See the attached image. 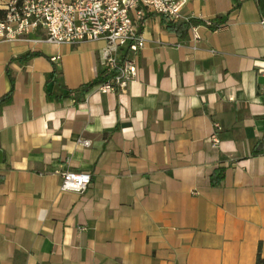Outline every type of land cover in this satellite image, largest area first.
<instances>
[{
    "label": "crops",
    "instance_id": "obj_1",
    "mask_svg": "<svg viewBox=\"0 0 264 264\" xmlns=\"http://www.w3.org/2000/svg\"><path fill=\"white\" fill-rule=\"evenodd\" d=\"M232 5L181 0L195 43L147 12L136 79L80 102L102 40L0 38V96L14 77L0 109V264H264V16L242 0L203 24ZM67 168L91 174L84 192L60 189Z\"/></svg>",
    "mask_w": 264,
    "mask_h": 264
},
{
    "label": "built area",
    "instance_id": "obj_2",
    "mask_svg": "<svg viewBox=\"0 0 264 264\" xmlns=\"http://www.w3.org/2000/svg\"><path fill=\"white\" fill-rule=\"evenodd\" d=\"M180 6L181 0H3L0 38L12 41L42 30L41 40L52 44L102 40L100 65L105 80L95 89L125 92L137 77L134 54L146 43L142 32L146 13L188 20L182 18ZM203 24L210 28L213 21L205 19ZM188 33L190 42L200 39L196 23L190 25ZM256 66L258 73H264V61H256ZM260 92L264 93V86ZM78 144L87 147L90 141L80 138ZM55 172L61 178L62 191L82 193L91 183L89 172L68 168Z\"/></svg>",
    "mask_w": 264,
    "mask_h": 264
},
{
    "label": "trees",
    "instance_id": "obj_3",
    "mask_svg": "<svg viewBox=\"0 0 264 264\" xmlns=\"http://www.w3.org/2000/svg\"><path fill=\"white\" fill-rule=\"evenodd\" d=\"M242 0H233V5L231 10H229L226 14L221 15V16H217L214 20H213V24L210 27L211 29H215L218 26H220L221 24L225 23V21L227 20L229 14L238 9L241 5ZM256 5H257V9L259 11V13L264 16V0H255ZM161 18V23L164 25L165 29L168 30L169 32H172L174 34H176L177 36L181 37V38H186L187 34H188V30L189 27L192 23L197 22V20L195 19H188V20H183V19H179V20H171L168 19L166 16L164 15H160ZM39 55L38 52H28L22 56H19L17 59L18 60H28L33 56ZM55 70H53V72H51V74L49 75V78H53L55 75ZM7 75H8V80H9V84L10 87L8 89V91L3 94L2 96H0V109L8 104L11 103L12 101V93H13V84H14V77L13 75L7 71ZM105 80V77L103 76V71L102 69L99 71V74L92 79L89 82L83 83L81 85H79L76 89L73 90L72 92V97L75 100V102H80L84 99L85 95L91 90L93 89L96 85L102 83ZM262 145H264V143H262V141H259L257 143V145L254 147L253 153H258L259 151H261L262 149ZM225 167L224 166H218L217 168H215L212 173L210 174V182L212 185L217 186L221 183L222 179L224 178V174H225ZM257 262L258 263H264V259L261 258L260 253L258 251L257 253Z\"/></svg>",
    "mask_w": 264,
    "mask_h": 264
}]
</instances>
